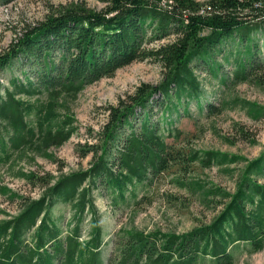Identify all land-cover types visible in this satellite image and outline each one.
<instances>
[{
  "label": "trees",
  "instance_id": "obj_1",
  "mask_svg": "<svg viewBox=\"0 0 264 264\" xmlns=\"http://www.w3.org/2000/svg\"><path fill=\"white\" fill-rule=\"evenodd\" d=\"M96 1L104 5L101 10L83 2L62 7L26 28L0 54V73L19 65L24 77L12 76L8 86L0 83V165H9L16 154L19 160L34 154L57 162L49 150L64 145L78 130L70 101L118 69L150 59L161 65L163 79L157 85L143 83L108 108L99 143L77 150L81 158L92 155L90 169L63 175L54 184L50 175L18 172L45 190L40 199L26 200L16 216L0 209L6 216L0 221V264H236L237 252L263 251L264 184L254 177L264 175V155L248 165L235 194L208 189L199 180H184L195 164L229 166L240 158L194 150L176 124L194 118L192 103L206 116L220 114L227 106L204 105L205 89L195 63L219 77L223 65L217 57L228 53V46L234 50L223 59L234 70L231 78L221 77V83L256 81V71L264 68L259 39H264V0ZM170 36L175 40L146 47ZM232 102L253 120L264 119V108L256 103ZM238 133L255 143L243 128ZM167 176L179 188L228 202L209 225L185 234L123 230L114 252L106 256L94 189L101 188L113 208H134L137 213L151 202L148 193L155 182ZM139 189L146 192L140 199ZM0 194L18 198L7 187ZM58 204L72 211L65 226L60 224L63 218L54 216Z\"/></svg>",
  "mask_w": 264,
  "mask_h": 264
},
{
  "label": "rangeland",
  "instance_id": "obj_2",
  "mask_svg": "<svg viewBox=\"0 0 264 264\" xmlns=\"http://www.w3.org/2000/svg\"><path fill=\"white\" fill-rule=\"evenodd\" d=\"M82 2L91 9L101 10L104 7L96 0L0 2V54L6 51L15 40L21 38L29 26L43 22L62 7ZM259 39L264 46L263 37L260 36ZM174 40L175 37L170 36L146 47L157 48ZM226 50L229 53L234 49L227 46ZM225 54L217 57V62L223 65V71L219 77L214 76L206 65L195 63L194 67L205 89L204 105L227 104V106L220 114L206 116V111L203 115H199L195 103H192L190 108L194 118L184 117L177 122L176 126L184 132L183 139L189 140V145L194 150L221 152L240 158L238 163L229 166L216 165L212 168H202L195 164L194 171L184 180H199L205 183L208 189L219 188L228 194H235L248 165L264 155V119L253 120L246 109L235 106L232 101L246 100L264 108V68L256 71L257 77L254 79L256 81L238 85H232L229 81L228 85H224L220 81L221 77L231 78L234 70L232 65L224 61ZM163 73L161 65L154 60L135 61L118 69L114 76L102 78L88 85L74 100L70 101L71 114L75 119L77 132L61 147L49 150L57 158V162L34 154L19 160L16 154L9 165H0V190L7 187L12 194L18 196L17 199L11 200L0 194V209L11 216H16L26 200H38L44 193V187H41L39 183L35 186L31 185L25 179L18 177V172L26 174L33 172L43 178L50 175L54 178V184L63 175L90 169L93 157L88 155L86 158H81L77 152L79 145L98 144L100 133L109 119L108 108L117 106L121 99L133 94L143 83L159 84L163 79ZM12 76L24 78L19 65H16L12 71L1 72L0 83L8 86ZM241 128L255 143L241 138L238 133ZM30 158H34V161ZM254 178L264 184V175ZM172 180V176H167L155 182L153 189L147 192L151 202L141 205L137 213L134 208H113L108 197L102 194L101 188L94 189L95 203L104 224L106 256L114 252L115 243L123 230L134 229L146 234L153 232L185 234L197 227L209 225L228 202L221 197L208 199L203 193H193L179 188ZM145 193L139 189L138 198H142ZM20 197L23 199H19ZM54 216L63 218L60 224L65 226L72 220V211L69 206L58 204L54 209ZM3 219H6V216L0 215V221ZM89 224L90 218L87 217L83 224L84 239L88 237ZM236 254V264H264V250L253 255H248L245 251Z\"/></svg>",
  "mask_w": 264,
  "mask_h": 264
}]
</instances>
